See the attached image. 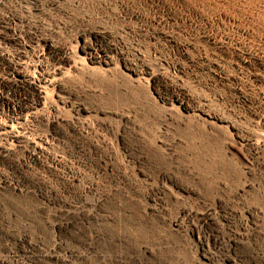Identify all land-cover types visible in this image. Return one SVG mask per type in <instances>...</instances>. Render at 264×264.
I'll return each mask as SVG.
<instances>
[{"label": "rangeland", "instance_id": "rangeland-1", "mask_svg": "<svg viewBox=\"0 0 264 264\" xmlns=\"http://www.w3.org/2000/svg\"><path fill=\"white\" fill-rule=\"evenodd\" d=\"M0 264H264V0H0Z\"/></svg>", "mask_w": 264, "mask_h": 264}]
</instances>
